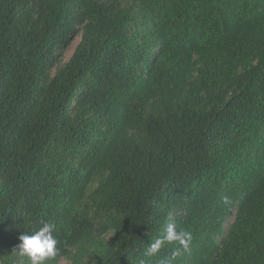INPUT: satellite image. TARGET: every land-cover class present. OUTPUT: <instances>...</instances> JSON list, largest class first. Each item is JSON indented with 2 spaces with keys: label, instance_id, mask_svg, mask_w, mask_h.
<instances>
[{
  "label": "trees",
  "instance_id": "1",
  "mask_svg": "<svg viewBox=\"0 0 264 264\" xmlns=\"http://www.w3.org/2000/svg\"><path fill=\"white\" fill-rule=\"evenodd\" d=\"M44 221V264H264V0H0V264Z\"/></svg>",
  "mask_w": 264,
  "mask_h": 264
},
{
  "label": "clouds",
  "instance_id": "2",
  "mask_svg": "<svg viewBox=\"0 0 264 264\" xmlns=\"http://www.w3.org/2000/svg\"><path fill=\"white\" fill-rule=\"evenodd\" d=\"M227 202V198H225ZM54 225L50 222H42L37 230L31 234L22 233L19 236L20 243L17 249L28 259L31 264H44L47 259L54 258L57 255L58 240L54 236ZM192 241V234L183 229L177 228L176 224L168 223L163 230V234L151 242L146 250V255L153 256L166 244L178 242L183 251H188ZM180 249L172 254L171 257L161 258L159 264H174Z\"/></svg>",
  "mask_w": 264,
  "mask_h": 264
},
{
  "label": "rangeland",
  "instance_id": "3",
  "mask_svg": "<svg viewBox=\"0 0 264 264\" xmlns=\"http://www.w3.org/2000/svg\"><path fill=\"white\" fill-rule=\"evenodd\" d=\"M77 41H78V38L71 37V39L69 41V45L65 47V51L63 53L65 59H67L70 56V54L72 53ZM57 264H70V261L65 259V258H61V259H59Z\"/></svg>",
  "mask_w": 264,
  "mask_h": 264
}]
</instances>
